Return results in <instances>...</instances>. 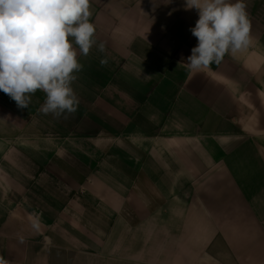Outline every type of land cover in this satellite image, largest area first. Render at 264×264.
<instances>
[{"label":"crops","instance_id":"1","mask_svg":"<svg viewBox=\"0 0 264 264\" xmlns=\"http://www.w3.org/2000/svg\"><path fill=\"white\" fill-rule=\"evenodd\" d=\"M245 3L250 46L189 72L185 0H90L106 53L78 56L77 112L0 91V256L264 264V0Z\"/></svg>","mask_w":264,"mask_h":264},{"label":"clouds","instance_id":"2","mask_svg":"<svg viewBox=\"0 0 264 264\" xmlns=\"http://www.w3.org/2000/svg\"><path fill=\"white\" fill-rule=\"evenodd\" d=\"M90 0H0V91L28 108L37 90L45 94L40 111L55 118L77 112L80 99L73 87L95 46L106 53L90 22ZM199 19L190 29L197 38L185 67L189 72L219 65L226 54L246 50L251 21L245 0H185ZM101 66L108 64L104 55ZM0 264H9L0 256Z\"/></svg>","mask_w":264,"mask_h":264},{"label":"rangeland","instance_id":"3","mask_svg":"<svg viewBox=\"0 0 264 264\" xmlns=\"http://www.w3.org/2000/svg\"><path fill=\"white\" fill-rule=\"evenodd\" d=\"M94 261H96V260L95 259H92V260H90V262L88 261V264H112L111 263V260H109V259H103V262L97 261L98 263H96Z\"/></svg>","mask_w":264,"mask_h":264}]
</instances>
